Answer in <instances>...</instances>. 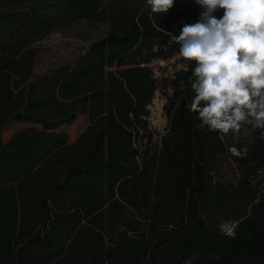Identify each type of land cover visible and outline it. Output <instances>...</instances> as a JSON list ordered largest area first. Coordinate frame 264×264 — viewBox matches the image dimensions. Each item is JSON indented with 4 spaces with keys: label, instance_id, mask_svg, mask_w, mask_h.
<instances>
[{
    "label": "trees",
    "instance_id": "16d2710c",
    "mask_svg": "<svg viewBox=\"0 0 264 264\" xmlns=\"http://www.w3.org/2000/svg\"><path fill=\"white\" fill-rule=\"evenodd\" d=\"M204 10L0 0V264H264V128H197L190 110L196 65L175 37ZM78 19L110 27L34 78L36 43ZM158 91L162 134L149 121Z\"/></svg>",
    "mask_w": 264,
    "mask_h": 264
},
{
    "label": "clouds",
    "instance_id": "9594fccd",
    "mask_svg": "<svg viewBox=\"0 0 264 264\" xmlns=\"http://www.w3.org/2000/svg\"><path fill=\"white\" fill-rule=\"evenodd\" d=\"M197 2L205 10L175 37L181 56L196 65L189 77L196 127L227 133L252 117L264 128V0ZM147 3L153 13H165L173 0Z\"/></svg>",
    "mask_w": 264,
    "mask_h": 264
},
{
    "label": "rangeland",
    "instance_id": "374dc122",
    "mask_svg": "<svg viewBox=\"0 0 264 264\" xmlns=\"http://www.w3.org/2000/svg\"><path fill=\"white\" fill-rule=\"evenodd\" d=\"M108 23H92L84 19L70 21L53 31L46 38L36 43L38 55L34 66V78L50 73L54 68L74 63L85 51L89 43L102 38L109 30ZM179 56L167 60L157 61L155 74L158 77L172 75L182 67ZM166 99L161 92H157L149 105L151 128L164 133L168 120L164 112ZM234 223L226 222L222 230L233 233Z\"/></svg>",
    "mask_w": 264,
    "mask_h": 264
},
{
    "label": "water",
    "instance_id": "95a60500",
    "mask_svg": "<svg viewBox=\"0 0 264 264\" xmlns=\"http://www.w3.org/2000/svg\"><path fill=\"white\" fill-rule=\"evenodd\" d=\"M91 46H92V43H89L88 46H87V48H90Z\"/></svg>",
    "mask_w": 264,
    "mask_h": 264
}]
</instances>
